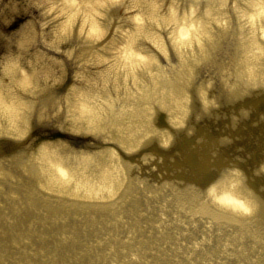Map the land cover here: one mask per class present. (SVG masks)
<instances>
[{
	"label": "bare ground",
	"instance_id": "obj_1",
	"mask_svg": "<svg viewBox=\"0 0 264 264\" xmlns=\"http://www.w3.org/2000/svg\"><path fill=\"white\" fill-rule=\"evenodd\" d=\"M132 1L114 97L0 85V264H264V0Z\"/></svg>",
	"mask_w": 264,
	"mask_h": 264
},
{
	"label": "rangeland",
	"instance_id": "obj_2",
	"mask_svg": "<svg viewBox=\"0 0 264 264\" xmlns=\"http://www.w3.org/2000/svg\"><path fill=\"white\" fill-rule=\"evenodd\" d=\"M172 2L180 11L177 1ZM170 3L171 0H159L156 11L161 12ZM140 4L132 0H100L94 5L93 17L101 27L88 35V24L75 0H0V85L12 91L19 88L28 94V90L34 88L33 82L26 85L17 79L30 73L38 82L58 91L53 103L48 104L54 111L38 103L33 102L30 107L24 103L25 116L30 113L26 130L36 115L40 116L38 120L45 121L50 115L63 111V103L74 98L78 90L84 92L93 88L91 100L96 97L99 102L123 91V81L131 82L134 71L129 68V61L106 45L109 40L120 38L121 30L135 26ZM155 21L159 29V23L167 19L157 16ZM158 33L156 36H163V32ZM141 37L138 36L137 42ZM142 39L150 44L156 37ZM158 43L156 40L152 44L157 47ZM127 69L130 73L126 76ZM72 115L67 114V117Z\"/></svg>",
	"mask_w": 264,
	"mask_h": 264
}]
</instances>
